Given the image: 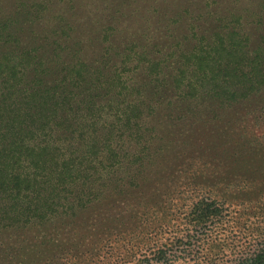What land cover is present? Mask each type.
Segmentation results:
<instances>
[{"label": "rangeland", "instance_id": "rangeland-1", "mask_svg": "<svg viewBox=\"0 0 264 264\" xmlns=\"http://www.w3.org/2000/svg\"><path fill=\"white\" fill-rule=\"evenodd\" d=\"M233 33L258 47L264 0H0V64L17 67L0 74L7 104L63 93L74 108L55 138L110 130L115 150L74 215L11 226L0 206V264L252 258L264 246V90L233 104L173 94L182 55ZM85 104L102 111L88 119ZM129 105L141 109L130 123Z\"/></svg>", "mask_w": 264, "mask_h": 264}, {"label": "trees", "instance_id": "trees-1", "mask_svg": "<svg viewBox=\"0 0 264 264\" xmlns=\"http://www.w3.org/2000/svg\"><path fill=\"white\" fill-rule=\"evenodd\" d=\"M247 44L236 33L219 35L212 44L182 55L174 77L177 100L233 104L263 91L264 37L253 51ZM16 70L11 62L0 64V74ZM7 102L8 97L0 93V206L8 214L6 220L11 226H28L76 214L91 201L93 186L89 185L100 172L98 166L114 160L113 132L95 131L92 138H82L74 145L69 138H55L59 128L69 129L74 108L63 93L37 102L30 99V104ZM101 106L85 104L86 118L96 117ZM119 107L107 104L103 109L120 113ZM125 111L128 123L141 115L138 105H129ZM68 129L61 131L70 135ZM3 221L0 218V226L5 225ZM242 264H264V246Z\"/></svg>", "mask_w": 264, "mask_h": 264}]
</instances>
